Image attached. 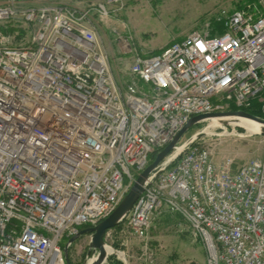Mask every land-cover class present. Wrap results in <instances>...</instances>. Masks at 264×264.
Segmentation results:
<instances>
[{
	"label": "built area",
	"instance_id": "built-area-1",
	"mask_svg": "<svg viewBox=\"0 0 264 264\" xmlns=\"http://www.w3.org/2000/svg\"><path fill=\"white\" fill-rule=\"evenodd\" d=\"M121 9L123 0L0 4V22L29 33L23 45L0 37V264H65L66 241L109 215L190 117L252 100L264 109V0L133 56L123 84L96 36L98 20ZM232 165L208 144L189 145L115 227L145 240L172 213L205 264H264V157Z\"/></svg>",
	"mask_w": 264,
	"mask_h": 264
},
{
	"label": "rangeland",
	"instance_id": "rangeland-1",
	"mask_svg": "<svg viewBox=\"0 0 264 264\" xmlns=\"http://www.w3.org/2000/svg\"><path fill=\"white\" fill-rule=\"evenodd\" d=\"M18 6L37 7L54 2L83 7L94 0H16ZM248 0H123V9L114 19L98 20L96 36L99 47L107 54L111 72L118 83L129 80L127 69L133 56L147 55L165 47L192 29L203 27L205 20L221 9L232 10ZM5 0H0V4ZM114 22H113V21ZM212 26L215 23L211 24ZM201 27V28H202ZM205 28V26H204ZM6 44L23 45L29 33L17 21L0 22V37ZM127 45L124 51L123 46ZM211 120L197 123L181 137L179 144L191 139V144H208L216 161L231 158L233 168L264 157V134L250 130L238 122L225 121L216 125ZM203 134L192 140L198 133ZM89 236L77 238L68 248L71 264L85 261ZM106 245L123 252L109 254V260L121 264H205V251L201 242L188 226L172 213L157 219L145 240L120 232L114 227L106 238ZM65 264H67L65 262Z\"/></svg>",
	"mask_w": 264,
	"mask_h": 264
},
{
	"label": "water",
	"instance_id": "water-1",
	"mask_svg": "<svg viewBox=\"0 0 264 264\" xmlns=\"http://www.w3.org/2000/svg\"><path fill=\"white\" fill-rule=\"evenodd\" d=\"M212 118H243L264 125V118L252 115L244 110L216 111L201 113L190 117L187 122L175 133L172 139L163 148L157 151L154 158L145 166V168L141 172L137 174L128 191L117 204V206L113 209V211L94 226H88L79 229L74 236L70 237L66 241L63 247L65 262L67 264H71L69 260L68 248L77 238L84 234L89 236V241L85 252V261H83L81 264H104L107 262V257L109 254H117L115 252L108 254L105 252L104 246L106 245V243L103 238L105 231L117 226L121 222L123 217L130 210L132 204L142 192L147 181L151 179L159 170L168 166L186 147L189 146V143H191V139L179 144V141L185 134V132L197 123L212 120ZM220 122L225 123V121ZM256 132L264 134V126H262L260 131ZM202 134L203 132L196 133L192 137V140L201 136Z\"/></svg>",
	"mask_w": 264,
	"mask_h": 264
},
{
	"label": "trees",
	"instance_id": "trees-1",
	"mask_svg": "<svg viewBox=\"0 0 264 264\" xmlns=\"http://www.w3.org/2000/svg\"><path fill=\"white\" fill-rule=\"evenodd\" d=\"M244 4V2L242 3H239V6H237V8H240L242 7ZM217 28L220 29V25H217ZM229 110H244L252 115H255V116H259V117H262L264 118V109H262V105L260 102H258L257 100H252L251 103L249 104L248 107H242V108H238V107H235L233 105H230L229 106ZM160 150V149H159ZM159 150H155L150 156H149V161H151L155 154L157 153V151ZM108 264H121L120 261L118 260H115V261H112V260H109Z\"/></svg>",
	"mask_w": 264,
	"mask_h": 264
},
{
	"label": "bare ground",
	"instance_id": "bare-ground-1",
	"mask_svg": "<svg viewBox=\"0 0 264 264\" xmlns=\"http://www.w3.org/2000/svg\"><path fill=\"white\" fill-rule=\"evenodd\" d=\"M226 120H229V121H231V122H238V123H241V124H243L245 127H247V128H249L251 131L252 130H254V131H260L261 130V128H262V126H264V125H262V124H260V123H257V122H255V121H252V120H249V119H243V118H236V119H231V118H220V119H218V118H212V120H211V122H210V124L211 125H216L218 122H220V121H226ZM127 214V213H126ZM104 249H105V252L108 254V253H112V252H115V253H117L118 255H120L121 257H124V255H123V253L121 252V251H116V250H114L112 247H110V246H107V245H105L104 246ZM93 260V259H92ZM91 260V261H92Z\"/></svg>",
	"mask_w": 264,
	"mask_h": 264
},
{
	"label": "crops",
	"instance_id": "crops-1",
	"mask_svg": "<svg viewBox=\"0 0 264 264\" xmlns=\"http://www.w3.org/2000/svg\"><path fill=\"white\" fill-rule=\"evenodd\" d=\"M87 1H89V0H86V2ZM73 2H75L74 0L72 1V3ZM119 14V13H118ZM113 17H115V16H110L109 18H111V19H114ZM109 18H106V19H109ZM113 21V20H112ZM114 22V21H113ZM216 26V25H215ZM182 37V36H181ZM181 37H178V38H176L175 40H179ZM171 43V42H170ZM163 47H161L159 50H156V51H154V52H152V53H150V54H147V55H144V54H141L140 56H142V57H145V56H148V55H153V54H156V53H158V52H160V50L162 49Z\"/></svg>",
	"mask_w": 264,
	"mask_h": 264
},
{
	"label": "flooded vegetation",
	"instance_id": "flooded-vegetation-1",
	"mask_svg": "<svg viewBox=\"0 0 264 264\" xmlns=\"http://www.w3.org/2000/svg\"><path fill=\"white\" fill-rule=\"evenodd\" d=\"M83 228H85V227H83Z\"/></svg>",
	"mask_w": 264,
	"mask_h": 264
}]
</instances>
